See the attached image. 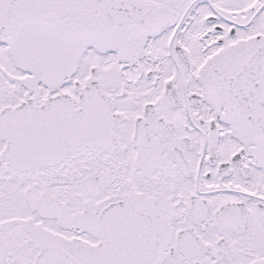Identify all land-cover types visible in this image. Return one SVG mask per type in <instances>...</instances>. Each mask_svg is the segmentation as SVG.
I'll return each mask as SVG.
<instances>
[{"label": "snow or ice", "instance_id": "1", "mask_svg": "<svg viewBox=\"0 0 264 264\" xmlns=\"http://www.w3.org/2000/svg\"><path fill=\"white\" fill-rule=\"evenodd\" d=\"M0 264H264V0H0Z\"/></svg>", "mask_w": 264, "mask_h": 264}]
</instances>
